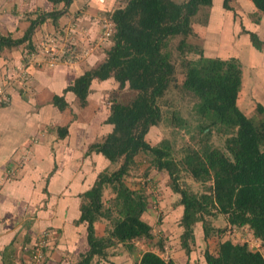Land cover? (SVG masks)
Segmentation results:
<instances>
[{"label": "crops", "instance_id": "1", "mask_svg": "<svg viewBox=\"0 0 264 264\" xmlns=\"http://www.w3.org/2000/svg\"><path fill=\"white\" fill-rule=\"evenodd\" d=\"M126 2L74 0L56 23L46 19L30 40L0 50V87L10 98L0 106V264H36L32 253L40 242L44 244L41 264H76L88 250L86 224L78 222L82 197L88 192L83 184L88 167L85 163L75 168V164L84 154L87 137L88 142L95 140L93 128L99 124L94 119V96L102 94V86L110 79L92 80L82 103L74 93L63 91L85 71L104 62L111 43L100 40L102 21H110L111 13ZM231 2L233 11L219 8L222 0H212L203 22L197 20L199 11L192 19L189 41H203L206 58L240 62L242 84L236 104L240 110H254L258 103L264 107V46L256 50L246 32L264 42V14L250 0ZM62 8L63 3L48 0H0V35L19 40L38 15ZM54 34H61L65 41L56 47L58 60L50 68L43 60L42 43ZM26 61L30 80L22 86L11 77ZM62 95L68 103L63 111L53 105V97ZM90 128L91 139L86 135ZM182 208L177 206V211ZM125 253L122 248L105 259L117 264L126 258ZM140 256L124 264H136Z\"/></svg>", "mask_w": 264, "mask_h": 264}, {"label": "trees", "instance_id": "2", "mask_svg": "<svg viewBox=\"0 0 264 264\" xmlns=\"http://www.w3.org/2000/svg\"><path fill=\"white\" fill-rule=\"evenodd\" d=\"M48 1L53 4L63 3L64 8L38 15L19 40L0 35V50L30 40L35 28L46 19L56 23L74 0ZM230 1L222 0V7L233 11ZM250 1L264 14V0ZM211 5L212 0H185L182 3L174 0H127L122 8L114 10L110 15L114 32L104 62L85 71L64 89V93L72 92L77 97L85 98L92 80L113 78L120 88L127 84L130 90L137 92L139 99L152 111V115L143 120L140 131L136 132L138 119H133L122 127L114 128L102 143L89 148V152L111 151L122 155L135 146L133 151L125 154L124 162L118 170L98 179L94 188L86 193L88 201L80 206L78 222L86 224L88 250L76 264H92L95 261L99 264L100 260L106 258V250L112 245L118 243L126 247L150 231V225L142 219L147 207L145 197L124 184V176L140 149L150 152L156 158L157 167L167 171L171 190L180 195L179 205L183 207L180 224L184 228L181 243L184 249L188 247L186 240L193 239L192 226L195 223H202L204 239L208 238L210 229L200 215L197 216L203 213L208 204L226 217L230 227L241 232L247 231L246 236L264 248V119L255 124L236 104L242 84V68L237 59L201 57L183 61L185 78L182 88L197 100L195 113L201 120V129L214 128L228 135L225 146L229 156L204 145L184 159V165L196 181L212 182L208 193L196 195L181 188L177 183V163L166 157L163 151L165 142L151 147L144 139L149 128L155 126L160 118L157 99L164 88L174 81V66L163 50L170 39L191 35L193 17L201 8H209ZM246 33L251 45L261 50L264 42L255 33ZM185 45V41H182L179 50ZM197 51L194 49L192 52ZM22 66L28 75L27 61ZM3 105L6 104H0ZM53 105L62 111L67 108L63 96H54ZM255 110L264 115L261 104L258 103ZM105 185L110 186L115 194L113 206L118 215L113 220L112 207L105 209L102 202ZM99 219H108L113 224V229L106 237L95 235V224ZM203 258L206 264H264V254L249 248L248 241L234 244L225 240L219 244L216 254L205 251ZM43 260L44 257L41 262ZM136 264L172 263L156 252L145 251Z\"/></svg>", "mask_w": 264, "mask_h": 264}, {"label": "rangeland", "instance_id": "3", "mask_svg": "<svg viewBox=\"0 0 264 264\" xmlns=\"http://www.w3.org/2000/svg\"><path fill=\"white\" fill-rule=\"evenodd\" d=\"M174 1L182 3L185 0ZM231 3L230 1L229 5ZM221 7L222 5L219 3V8L221 9ZM206 11L207 8H201L197 20L203 22ZM216 21H219L217 17ZM54 35L56 37L44 39L42 43L44 44L43 53L48 48L51 51L52 49L55 51L56 47H59V43L65 41L62 39L61 34ZM189 38L190 36H186L185 38L183 36L172 38L167 42L163 50L167 54L168 60L174 66V81L164 88L162 94L157 99L160 118L155 126L149 128L144 139L151 147L159 146L162 142H165L162 148L166 153V157H169L178 166L177 183L179 186L189 190L193 194L201 195L210 191L212 182L196 181L184 165V159L193 151H198L203 148L204 145L218 149L226 156H229L225 146L228 135L214 128H211V130L201 129V120L195 113L197 100L191 93L182 88L185 78L183 61L197 60L205 57L204 42L200 39L194 40L193 38L189 41ZM182 41H185L186 45L183 46L182 50H179ZM194 49L198 51L193 53L192 51ZM43 60L46 62L45 56H43ZM38 61L41 60H36L37 63ZM15 75L13 74L11 78L19 82L22 86H26L30 80V78L26 79L25 76V80L20 81V78L18 80L14 78ZM109 79L110 82L102 86V94L99 97L97 96L98 98L94 96V104L96 107H94L93 111L95 118L93 114L92 117L99 124L97 128H93L94 132L96 131V134L93 136L95 140L88 142L87 137L86 143L88 145L84 154L79 159L80 161L78 160L80 164H75V168L82 167L85 163L88 167L86 168L85 175L83 173V184L86 183L88 191L94 188L98 179L110 176L118 170L124 162L125 154L128 151H133L135 148V146H132L127 152L122 155H117L111 151H104L103 153L96 151L89 152L90 146L102 143L114 128L122 127L130 123L133 119H138L136 129V132H138L141 130L143 120L152 115L151 109L139 99L137 92L130 90L127 84L123 88H120L113 78ZM86 97L80 98L76 96V101L82 103V100L86 99ZM242 98L247 100V94H243ZM250 106H252V103H250ZM246 110L249 114L245 115L251 118L255 124H259L264 119V115L257 113L255 108L254 110L246 108ZM246 110L242 109L241 111L247 113ZM93 129L90 128L86 133L90 139ZM90 154L92 155L91 158L89 157V161L87 159V162L84 161ZM157 166L156 158L150 152L140 149L133 157L132 163L124 176L125 186L132 191L143 194L147 201V207L142 215V219L150 225V231L145 236L128 243L126 247L118 243L112 245V247L106 250L107 256L117 254L124 248L127 252L125 253L126 258H122L117 264L136 262L138 259L137 256L142 255L143 251L156 252L166 261H171L172 264H206L203 258L204 252L209 251L211 254H216L219 244L225 240H230L234 244L246 243L248 241V244H250L249 248L253 251L259 250L264 254V248L258 247L246 236L247 231L241 232L240 230H236V228L230 227L226 217L220 215L211 204L205 206L203 213L197 215H200L199 217L206 222L207 227L210 229L208 238L204 239L202 223H195L192 226L193 239L188 238L186 240L188 247L184 249L181 243V235L184 233V228L180 224L183 208L180 212L177 211L180 195L171 190V180L168 177L167 171L159 169ZM114 197L115 194L111 190V187L105 185L103 188L102 202L105 209L112 207L111 220L115 219L116 215H118L117 210L113 206ZM87 199L84 195L82 197V204ZM96 223L99 224H96V232L101 234L102 237H106L113 229V224L108 219H99ZM219 234L222 235L220 236ZM49 238L47 240H50ZM41 245L42 247L44 246V244ZM32 260L35 261L34 259ZM106 261L102 262L100 260L99 264L111 263L109 260ZM95 263L96 261L92 264Z\"/></svg>", "mask_w": 264, "mask_h": 264}, {"label": "built area", "instance_id": "4", "mask_svg": "<svg viewBox=\"0 0 264 264\" xmlns=\"http://www.w3.org/2000/svg\"><path fill=\"white\" fill-rule=\"evenodd\" d=\"M100 1L102 2V0H100ZM113 32H114L113 24L108 20H104L102 22V36L100 38L101 42H103V43L108 42L110 40L111 36L113 35ZM67 51H68L69 55L71 56V58H74L72 48L71 47L67 48ZM42 53H43V51H42ZM63 54H65V53L63 52ZM43 56L46 57V64L49 67L50 66L53 67L58 60L57 54L53 49H52V51L49 48H48V50H45V52L43 53ZM25 76H26V72H25L24 66H19L18 70H17V74L14 76V78L17 80L20 78V81L21 80L24 81ZM26 79H27V77H26ZM9 102H10V98L7 94L6 89L4 87H0V104H7ZM250 241L254 242L259 247V243H257L254 240H250ZM39 244H37L35 246L33 253H32V259L35 260L34 263H36V264H40L42 259H43V253L41 250L42 245L41 244L39 245Z\"/></svg>", "mask_w": 264, "mask_h": 264}]
</instances>
